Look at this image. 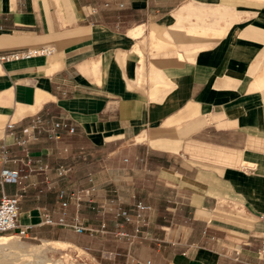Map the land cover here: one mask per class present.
Here are the masks:
<instances>
[{"label":"crops","instance_id":"crops-1","mask_svg":"<svg viewBox=\"0 0 264 264\" xmlns=\"http://www.w3.org/2000/svg\"><path fill=\"white\" fill-rule=\"evenodd\" d=\"M43 48L0 60V195L28 238L72 244L46 216L86 206L131 232L99 205L142 202L113 264H264V0H0V56Z\"/></svg>","mask_w":264,"mask_h":264},{"label":"built area","instance_id":"built-area-1","mask_svg":"<svg viewBox=\"0 0 264 264\" xmlns=\"http://www.w3.org/2000/svg\"><path fill=\"white\" fill-rule=\"evenodd\" d=\"M50 50L47 48L43 49H30L24 52H10L6 54H2L0 56V60H14L19 59L22 57L28 58L37 54H48ZM40 122L39 118H36L34 124H32L30 128V135L31 132H34L38 127V123ZM13 123L9 122L7 124V128H12ZM59 128H67L70 132L73 131L72 127H69L66 123L62 122H55L52 125V128L47 131V136L49 139H57L59 137ZM35 138V137H34ZM19 143L24 144L25 140L20 141ZM6 151H3V161L6 159L5 157ZM30 163V161H29ZM47 168V165L39 166V169L44 170ZM63 170H59L58 174H61ZM0 176L2 180L6 181H15L17 178V173L8 169H2L0 172ZM95 188L89 187L85 189L73 190L71 192H66L64 189L58 190V198L57 202L62 206L66 207L68 202L66 200V196L68 195L70 198L74 199L77 202V206H79L80 201H86L89 204H93L95 202ZM102 209L109 207L113 210L114 218H121L125 222H130L134 224L133 231L129 232L123 230L121 228L115 230H107L106 224L102 220L100 224V230L102 232H108L110 235L114 236L115 238L124 239L125 242L128 244H132L136 239L143 238L144 230L143 228L147 224V219L144 217V212L150 209V206L142 203L137 202L135 204V211L134 214L131 215L126 209L119 206V204L114 203L112 201L99 205ZM18 214H19V197L17 195H8L4 192L0 195V234L7 232V231H16L18 237H27V229L28 226H20L18 223ZM65 212H63L62 216L57 219V221H53L49 216H46L45 222L49 224H60L67 227L72 228L77 233H83L87 229L93 231L92 228L86 227L78 217L71 223L65 221L64 218ZM121 226L116 221H114V227ZM136 264H140V262H136ZM149 264V261L146 262Z\"/></svg>","mask_w":264,"mask_h":264},{"label":"rangeland","instance_id":"rangeland-1","mask_svg":"<svg viewBox=\"0 0 264 264\" xmlns=\"http://www.w3.org/2000/svg\"><path fill=\"white\" fill-rule=\"evenodd\" d=\"M81 214L84 217V225L92 228L93 231L87 229L82 234H79L68 230L75 237V241L72 244L42 241V239H31L28 237L20 238L16 231H7L0 234V237L14 238L11 241V247L7 249L10 256L4 253L0 254V264H113L117 254L114 255L111 252V244L121 241V244H125L127 248L125 254L128 248L131 249L134 244H137L136 241L129 247L124 239L115 238L108 232L100 230L101 218H105L106 224L111 219L106 212L102 213L104 215L101 217V214L95 208L86 206L81 211ZM106 229L115 230L111 227ZM122 241L125 243H122ZM45 242H49V244ZM38 250H40L42 256L35 254V251ZM43 260H47V262ZM115 264H118L117 261H115Z\"/></svg>","mask_w":264,"mask_h":264},{"label":"bare ground","instance_id":"bare-ground-1","mask_svg":"<svg viewBox=\"0 0 264 264\" xmlns=\"http://www.w3.org/2000/svg\"><path fill=\"white\" fill-rule=\"evenodd\" d=\"M13 239H14L13 237H7V236L0 237V250H1V253L0 254L4 253V254H7V255L10 256V254H8V252H7V249H9L11 247V241ZM35 254H37L39 256L40 255L42 256V253L40 252V250L35 251ZM43 261L44 262H47V260H43Z\"/></svg>","mask_w":264,"mask_h":264}]
</instances>
